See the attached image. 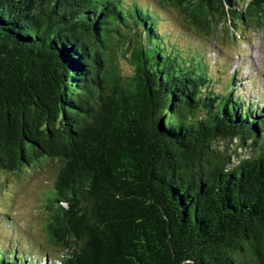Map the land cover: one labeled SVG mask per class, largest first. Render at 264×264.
<instances>
[{
    "label": "trees",
    "instance_id": "16d2710c",
    "mask_svg": "<svg viewBox=\"0 0 264 264\" xmlns=\"http://www.w3.org/2000/svg\"><path fill=\"white\" fill-rule=\"evenodd\" d=\"M126 1L0 0V171L58 168L43 264H264L262 100L159 28L257 30L264 0Z\"/></svg>",
    "mask_w": 264,
    "mask_h": 264
},
{
    "label": "rangeland",
    "instance_id": "374dc122",
    "mask_svg": "<svg viewBox=\"0 0 264 264\" xmlns=\"http://www.w3.org/2000/svg\"><path fill=\"white\" fill-rule=\"evenodd\" d=\"M127 0L126 2H132ZM139 3L155 6L154 0H138ZM160 30L172 40L186 48L197 46L205 51L213 65L219 64L217 85L236 74L238 94L248 101L258 102L264 108V28L252 30L237 22L234 17H226L218 22L212 37H202L182 29L174 17L161 13ZM235 23V27L232 24ZM238 32V33H237ZM241 34V35H240ZM121 52L118 56L120 70L124 76L131 75L133 67ZM263 96V99L262 97ZM238 155L232 157L233 163L251 156V150L240 148ZM58 168L47 164L41 168H26L23 173L0 171V243L4 248L8 241H15L32 260L44 263L43 256L48 253L56 257L59 251L53 248L46 237L49 220L47 200L54 188ZM9 242V243H10ZM15 245L14 247H16ZM50 259V258H49ZM48 264H52L49 261Z\"/></svg>",
    "mask_w": 264,
    "mask_h": 264
}]
</instances>
